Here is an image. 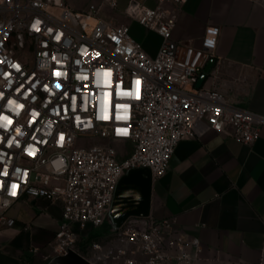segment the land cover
Returning a JSON list of instances; mask_svg holds the SVG:
<instances>
[{"label":"built area","instance_id":"obj_1","mask_svg":"<svg viewBox=\"0 0 264 264\" xmlns=\"http://www.w3.org/2000/svg\"><path fill=\"white\" fill-rule=\"evenodd\" d=\"M184 1H128L125 15L162 38L151 54L128 22L103 15L118 0H92L83 9L69 0H0V116L11 121L4 127L0 120V224L14 223L7 210L23 197L61 201L46 258L191 264L202 255L200 239L179 229L174 216L130 214L112 232L90 230L106 221L126 170L163 175L182 138L211 128L246 143L260 136L263 112L235 104L215 86H197L219 28L209 26L200 47L174 39Z\"/></svg>","mask_w":264,"mask_h":264},{"label":"crops","instance_id":"obj_2","mask_svg":"<svg viewBox=\"0 0 264 264\" xmlns=\"http://www.w3.org/2000/svg\"><path fill=\"white\" fill-rule=\"evenodd\" d=\"M120 15L113 16L128 22ZM209 26L219 28L213 50L217 61L203 84L221 89L239 106L264 113V5L254 0H185L172 37L200 47ZM139 40L155 54L162 38L146 28ZM148 183L138 181L144 192ZM133 184L121 187L115 210H133L138 194ZM144 198L157 219L174 216L179 229L200 239L202 255L191 264H264V126L250 143L212 128L199 137L182 138L168 170L152 178ZM7 214L15 221L0 224V264H81L45 257L59 227L61 201L23 197Z\"/></svg>","mask_w":264,"mask_h":264},{"label":"water","instance_id":"obj_3","mask_svg":"<svg viewBox=\"0 0 264 264\" xmlns=\"http://www.w3.org/2000/svg\"><path fill=\"white\" fill-rule=\"evenodd\" d=\"M217 61L216 56H211L208 61L206 62L202 72L199 75L198 81H197V86H201L205 79L207 78L208 74L211 72L214 64ZM143 180L144 182L148 181L149 187H146L145 192L148 193V188L150 190L151 186V180H152V174L151 171L148 167H132L126 170L125 174L121 177L113 199V203L111 206V209L107 215L106 221L104 222V232H112L116 230L119 225L122 223V221L129 215V214H139V215H145L149 213L148 210V205L145 202L144 194L145 192L142 191L144 190L143 187H141L138 184V181ZM128 181H132L134 184L132 185L138 194H136L134 197V201L131 202V209L133 210H128V209H123V208H116L115 210V202H116V197L118 196L119 192L121 191V187L127 188L129 185H127ZM127 185V187H126ZM141 188V189H140ZM141 191V194L143 195L142 197H139V190ZM138 195V196H137ZM63 258H68L70 261L76 262L80 261L81 264H88L87 261H85L81 256L71 253L69 255L62 256Z\"/></svg>","mask_w":264,"mask_h":264},{"label":"rangeland","instance_id":"obj_4","mask_svg":"<svg viewBox=\"0 0 264 264\" xmlns=\"http://www.w3.org/2000/svg\"><path fill=\"white\" fill-rule=\"evenodd\" d=\"M72 5L77 8V9H83L85 8L92 0H69ZM129 0H119L118 2V8L111 11L110 9H106V12L103 11V15H105V13H111L112 15L117 17L120 15L123 19H125L126 21H128V23L130 24V28H131V33L132 35L136 38V39H144V36L146 35V27L141 24L139 21L135 20V19H130L127 18L126 16H124L125 14L122 12V10L125 8V6L127 5ZM90 230H92L93 234H101L103 232V227L98 226V227H92Z\"/></svg>","mask_w":264,"mask_h":264},{"label":"snow or ice","instance_id":"obj_5","mask_svg":"<svg viewBox=\"0 0 264 264\" xmlns=\"http://www.w3.org/2000/svg\"><path fill=\"white\" fill-rule=\"evenodd\" d=\"M209 43H211V42H209ZM97 55H99V54L97 53ZM17 67H18V66H17ZM57 75H60V74L57 73ZM99 75H100V72H99V70H98V71H97V76H99ZM104 75L107 76V75H110V73H109V72H105ZM83 79H87V77H83ZM135 83H136V84H139L140 82H139V80H137ZM56 87H57V88H60V85L57 84ZM130 94H131V93H124V95H130ZM136 98L138 99V97H136ZM7 103H8V104H14L15 101L9 100V101H7ZM19 107H20V108H23V105H19ZM116 107H117L118 109L121 108V107H123V108L126 109L128 106H127V105H120V104H117ZM33 115H38V114H35V113H34ZM77 119H79V118L77 117ZM100 119H107V117L104 116V115H102V116H100ZM117 119H120V117L118 116ZM0 120L5 121L4 127H7L8 124L11 123V121L9 120V118H8L7 116H0ZM16 132L19 134V133H20V129L17 128V129H16ZM124 134H127L126 131H125ZM33 139H34V137H33ZM61 139H63L62 136H61ZM11 144H12V140H9V141H8V145L11 146ZM28 154H29V155H33V150H32L31 148L29 149ZM3 175H5V176L7 175V169H6V168H5L4 172H3ZM11 187H12V189H13V191L11 192V194H12V195H16V192H15L16 185H15V184H12Z\"/></svg>","mask_w":264,"mask_h":264}]
</instances>
